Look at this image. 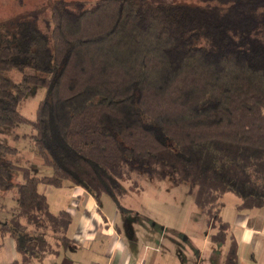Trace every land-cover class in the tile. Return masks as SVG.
<instances>
[{
    "label": "trees",
    "instance_id": "trees-1",
    "mask_svg": "<svg viewBox=\"0 0 264 264\" xmlns=\"http://www.w3.org/2000/svg\"><path fill=\"white\" fill-rule=\"evenodd\" d=\"M50 9L0 23V128L31 126L25 135L52 167L34 175L0 141V197L17 190L0 222V246L12 237L18 254L8 264L71 242V214L53 212L39 183L81 186L121 209L131 175L186 182L217 243L229 229L226 193L237 210L264 207V0H56ZM32 85L46 97L29 118L18 104ZM225 264H237L235 239Z\"/></svg>",
    "mask_w": 264,
    "mask_h": 264
},
{
    "label": "crops",
    "instance_id": "crops-1",
    "mask_svg": "<svg viewBox=\"0 0 264 264\" xmlns=\"http://www.w3.org/2000/svg\"><path fill=\"white\" fill-rule=\"evenodd\" d=\"M69 188L59 189L60 199L55 202L58 210L71 214L66 231L71 242L57 253L37 258L34 264H225L232 239L237 242V264H264V207L237 210V200L229 218L223 204L221 214L229 223L223 243L211 241L210 233H205L200 242L191 235L181 239L182 232L164 225L160 233L147 230L145 234L140 229L141 234L130 232L125 236L114 226L120 209L114 207L108 212L86 189L77 185ZM17 258L13 238L5 237L0 246V264Z\"/></svg>",
    "mask_w": 264,
    "mask_h": 264
},
{
    "label": "rangeland",
    "instance_id": "rangeland-1",
    "mask_svg": "<svg viewBox=\"0 0 264 264\" xmlns=\"http://www.w3.org/2000/svg\"><path fill=\"white\" fill-rule=\"evenodd\" d=\"M56 0H0V23L15 17H25L32 10H38L41 15L46 18L50 15V8ZM76 1V0H67ZM96 1V0H85ZM154 1H172L181 3H197L199 0H154ZM41 28H44L42 21L38 22ZM11 74L15 77L16 73ZM46 97V88L43 86L32 85L30 92L22 98L18 104L19 111L29 118H34L38 102ZM33 129L27 124H21L17 127L3 126L0 128V141L12 144L17 147L18 152L10 157L22 164L29 165L33 174L49 175L52 173V167L44 163L43 157L35 149L34 143L28 137ZM16 134L19 136L16 137ZM15 181H23L22 173L16 171L14 175ZM135 175L124 178L121 185L126 189L125 196L120 199L121 209L117 203L109 195H102V207L108 212L114 207L120 209L116 224L114 226L120 234L127 236L132 234H141L140 229L162 231L163 225L167 228L175 227L182 232L181 239L187 235L202 240L205 233L214 231L210 228L204 219L203 214L193 201V194L188 192V184L186 182L172 183L169 178L155 179L143 177L134 184ZM59 189H70L67 186L55 187L53 185L39 183L38 190L47 195L51 206L57 207L55 202L60 199ZM17 190L13 187L2 192L0 197V222L6 220L10 216V212L17 206L16 202ZM239 200L237 196L228 192L223 197L225 206V216L231 218L234 212V203ZM60 204V203H59ZM127 209L130 213H126ZM224 217V216H223ZM225 218V217H224ZM143 225V226H141ZM158 226V227H157ZM168 233H172L168 230ZM8 237V236H7ZM183 245H185L183 243Z\"/></svg>",
    "mask_w": 264,
    "mask_h": 264
}]
</instances>
